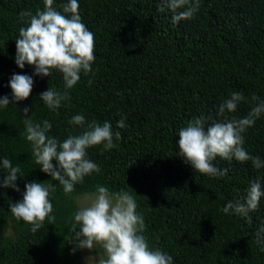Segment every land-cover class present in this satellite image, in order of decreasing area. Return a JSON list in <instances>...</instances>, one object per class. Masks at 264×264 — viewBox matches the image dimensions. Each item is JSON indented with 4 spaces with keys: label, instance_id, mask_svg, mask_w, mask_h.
Returning a JSON list of instances; mask_svg holds the SVG:
<instances>
[{
    "label": "trees",
    "instance_id": "1",
    "mask_svg": "<svg viewBox=\"0 0 264 264\" xmlns=\"http://www.w3.org/2000/svg\"><path fill=\"white\" fill-rule=\"evenodd\" d=\"M67 2L54 0L53 7L63 14L61 5ZM78 4L82 22L95 35L92 72H81L68 90L70 100L49 110L40 94L48 88L63 92L62 74L53 70L49 77L34 75V66L21 69L15 63V40L27 26L19 14L43 10V0H0V97L13 100L9 81L14 73L34 81L27 100L0 108V184L7 175L3 159L21 170L15 181L19 192L0 186V264H86L85 253L102 254L99 249L73 253L69 243L77 199L95 192L97 185L135 197L150 248L171 255L173 264H264V233L257 243V232L264 228V196L249 213L251 223L222 212L228 201L246 195L250 181L259 178L264 191V168L217 157L214 166L228 173L209 177L179 156L177 144L179 130L194 117L204 116L207 127L214 120L246 116L251 102H241L235 113L218 115L230 93L264 100V0H200L193 17L178 24L171 22L164 0ZM25 107L33 122H51L48 135L59 141L82 133L92 121L110 122L121 139L114 138L117 147L111 150L89 148L88 158L101 171L65 194L35 163L23 135ZM77 114L85 117L83 127L70 123ZM122 117L126 127L118 128ZM242 135L247 152L264 161V114ZM31 182L52 183L56 189L49 197L55 222L46 219L35 233L9 208L22 200L25 184Z\"/></svg>",
    "mask_w": 264,
    "mask_h": 264
},
{
    "label": "clouds",
    "instance_id": "2",
    "mask_svg": "<svg viewBox=\"0 0 264 264\" xmlns=\"http://www.w3.org/2000/svg\"><path fill=\"white\" fill-rule=\"evenodd\" d=\"M43 3L44 9L38 8L34 15L31 11L19 14L21 21L27 26L19 29V37L15 40V63L21 69L25 64L34 66V75L49 77L53 70L62 74L63 92L48 88L40 94V99L47 108L56 110L60 108L62 101L70 100L68 90L80 80V73L92 72L95 35L82 22L78 0H68L62 4L63 14L53 7L54 0H43ZM164 3L172 12L171 22L176 24L191 19L200 8V0H164ZM159 10L163 11L164 8ZM33 83L32 76L14 73L9 81L13 100L10 101L7 96L0 97V108L27 100L32 93ZM241 102H251L253 105L244 117L214 120L207 127L204 116L194 117L179 130V156L196 173L209 177L226 176L228 169H219L213 164L217 157L229 161L233 158L239 162L251 161L255 169L264 168V161L258 155L252 156L243 147L245 141L242 135L264 114V100L253 94L249 101L243 92L234 91L219 105L218 115L235 113ZM29 110V107L22 110L27 117L23 120V135L31 144L35 163L52 180L59 182L65 194L72 193L74 186L82 183L86 176L101 171L88 158L89 148L103 145L102 150H111L117 147L113 142L114 138L121 139V133L113 132L110 122L105 121L101 125L92 121L82 133L69 135L59 141L48 135L52 128L51 122H33L28 117ZM70 123L83 127L85 117L82 114L74 115ZM117 127H126L124 117L117 122ZM54 160L57 165L53 164ZM2 167L7 175L0 186L19 192L15 181L20 168L14 167L7 158L3 159ZM55 190V186L48 182L25 184L22 200L9 204L11 214L17 220L32 225L33 233L43 226L46 219L53 225L56 217L51 215L53 204L49 197ZM262 196L264 191L260 179H254L250 181L246 195L238 200L228 201L222 212L241 216L251 223L249 213L257 210ZM137 207L135 197L128 191L111 192L108 187L97 185L95 192L89 193L72 214L73 235L69 243L74 246L73 253L77 249L95 252L99 249L102 252L100 255L96 252L95 256H89L86 264H173L171 255L150 248L143 235L144 217L137 213ZM261 233H264V228L257 232V243H260Z\"/></svg>",
    "mask_w": 264,
    "mask_h": 264
},
{
    "label": "rangeland",
    "instance_id": "3",
    "mask_svg": "<svg viewBox=\"0 0 264 264\" xmlns=\"http://www.w3.org/2000/svg\"><path fill=\"white\" fill-rule=\"evenodd\" d=\"M88 196V194H85V195H83V196H81V197H79L77 200H78V204H81V203H83L84 201H85V198ZM101 253H99L98 255H100ZM89 256H95V255H92V254H89V253H85V255H84V259H85V261H87V258L89 257Z\"/></svg>",
    "mask_w": 264,
    "mask_h": 264
}]
</instances>
